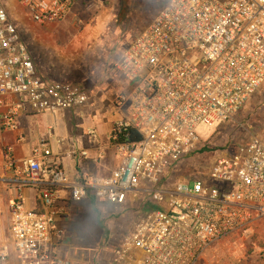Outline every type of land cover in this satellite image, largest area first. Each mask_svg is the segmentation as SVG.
I'll return each instance as SVG.
<instances>
[{"label": "built area", "instance_id": "obj_1", "mask_svg": "<svg viewBox=\"0 0 264 264\" xmlns=\"http://www.w3.org/2000/svg\"><path fill=\"white\" fill-rule=\"evenodd\" d=\"M80 1L15 0L41 26L65 21ZM114 67L120 116L109 138L119 163L110 174L70 179L49 159L46 141L19 160L1 144L0 193L11 196L0 264H79L64 254L68 233L58 219L68 203L89 197L100 210L139 202L132 230L114 254L137 250L136 264H200L214 243L264 221V135L216 156L203 180L172 179L201 141L199 127L231 119L262 84L264 0H166ZM88 99L76 83L38 76L28 43L0 0V131L17 130L20 115ZM25 190L34 192L32 207Z\"/></svg>", "mask_w": 264, "mask_h": 264}, {"label": "rangeland", "instance_id": "obj_2", "mask_svg": "<svg viewBox=\"0 0 264 264\" xmlns=\"http://www.w3.org/2000/svg\"><path fill=\"white\" fill-rule=\"evenodd\" d=\"M5 1L11 19L38 57L47 55L53 61L54 47L47 43L69 46L68 65L76 76L81 72L87 75L89 72L107 71L112 75L114 64L123 49L142 31L166 0H81L65 21L47 26L31 21L15 0ZM198 131L201 141L180 161L172 173L173 180L196 177L203 180L208 177L209 166L216 156L237 143L245 142L252 135H264V80L231 119L213 128L199 127ZM110 206L114 211L116 205ZM117 207L116 211L121 213V217L129 211L133 217L140 212L136 199ZM1 229L0 239L7 234L8 224ZM89 234L92 236L93 233ZM121 242L111 239L109 244L104 243L92 253L98 260L105 258L107 262ZM200 264H264V221L251 231L240 232L214 243Z\"/></svg>", "mask_w": 264, "mask_h": 264}, {"label": "crops", "instance_id": "obj_3", "mask_svg": "<svg viewBox=\"0 0 264 264\" xmlns=\"http://www.w3.org/2000/svg\"><path fill=\"white\" fill-rule=\"evenodd\" d=\"M46 45L54 47L53 61L47 55L38 57L29 48L38 76L47 81L76 83L88 92L89 99L84 105L73 108L20 115L17 130L0 131V148L3 143L10 145L14 157L19 160L31 156L36 145L46 141L52 152L49 159L58 161L70 179H77L85 173L106 176L119 163L109 138L111 125L120 116L113 105L115 91L119 88L118 79L108 71L87 75L81 72L74 76L68 65L69 46L63 43ZM80 151H85L86 155L80 156ZM23 195L26 205L32 207L34 192L25 190ZM10 196L9 191L1 190L0 231L6 223L9 227L7 202ZM116 208L113 211V207L108 206L100 210L92 197L68 203L65 214L58 219V224L68 233L64 254L79 264H136L140 257L137 250L115 259L112 254L107 262L105 258L98 260L92 253L104 243L109 244L111 239L121 242V238L132 230L133 213L129 211L121 217ZM3 239L7 241V234Z\"/></svg>", "mask_w": 264, "mask_h": 264}, {"label": "trees", "instance_id": "obj_4", "mask_svg": "<svg viewBox=\"0 0 264 264\" xmlns=\"http://www.w3.org/2000/svg\"><path fill=\"white\" fill-rule=\"evenodd\" d=\"M131 132V131H130Z\"/></svg>", "mask_w": 264, "mask_h": 264}]
</instances>
